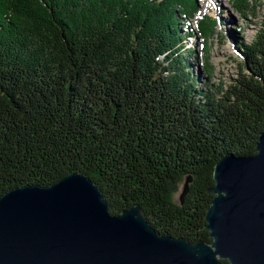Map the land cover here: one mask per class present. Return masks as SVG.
<instances>
[{
  "label": "trees",
  "instance_id": "trees-1",
  "mask_svg": "<svg viewBox=\"0 0 264 264\" xmlns=\"http://www.w3.org/2000/svg\"><path fill=\"white\" fill-rule=\"evenodd\" d=\"M233 3L245 15L247 0ZM196 12L194 0H0V197L77 172L112 214L138 204L160 233L211 243L215 164L256 153L264 131V23L237 45V77L203 88L182 43ZM200 15L207 55L219 21Z\"/></svg>",
  "mask_w": 264,
  "mask_h": 264
},
{
  "label": "water",
  "instance_id": "water-1",
  "mask_svg": "<svg viewBox=\"0 0 264 264\" xmlns=\"http://www.w3.org/2000/svg\"><path fill=\"white\" fill-rule=\"evenodd\" d=\"M256 150L215 164L211 243L160 233L138 204L112 214L96 183L73 172L0 197V264H264V131Z\"/></svg>",
  "mask_w": 264,
  "mask_h": 264
},
{
  "label": "rangeland",
  "instance_id": "rangeland-1",
  "mask_svg": "<svg viewBox=\"0 0 264 264\" xmlns=\"http://www.w3.org/2000/svg\"><path fill=\"white\" fill-rule=\"evenodd\" d=\"M194 2L199 10L195 13L196 17L208 12L219 22L214 27L215 34H211L208 38L207 55L203 51V40L198 36L195 28L194 17L190 18L192 35L186 36L187 30L182 28V34L185 36L182 43L189 59L190 69L198 77L199 86L211 89L226 87L240 71L239 63L242 59L237 45L239 42L251 43L264 23V0H247L245 15L237 10L234 0H194ZM180 17L183 25L186 14L182 12ZM183 188L184 183L174 195L176 202L181 200Z\"/></svg>",
  "mask_w": 264,
  "mask_h": 264
}]
</instances>
